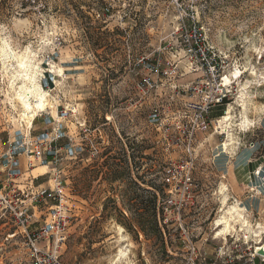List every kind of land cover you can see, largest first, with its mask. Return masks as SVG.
Masks as SVG:
<instances>
[{
	"label": "rangeland",
	"instance_id": "1",
	"mask_svg": "<svg viewBox=\"0 0 264 264\" xmlns=\"http://www.w3.org/2000/svg\"><path fill=\"white\" fill-rule=\"evenodd\" d=\"M193 28L202 52L187 50ZM20 56L46 93L32 118L13 82ZM155 60L166 74H148ZM190 62L225 75V96L194 128L189 104L205 99ZM55 177L69 216L63 264H208L224 238L244 264L264 244V0H0V264H30L10 213L24 202L37 228L31 193ZM158 187L162 238L136 219ZM220 217L234 229L218 235Z\"/></svg>",
	"mask_w": 264,
	"mask_h": 264
},
{
	"label": "built area",
	"instance_id": "2",
	"mask_svg": "<svg viewBox=\"0 0 264 264\" xmlns=\"http://www.w3.org/2000/svg\"><path fill=\"white\" fill-rule=\"evenodd\" d=\"M193 29L195 31V35H197V41L192 45L188 42L187 50L202 52L199 45L197 48V44L200 43L202 39L201 33L195 30V28ZM143 64L147 67L149 75H153L154 73L166 74V71L163 72L160 70L161 62L159 60H155V62L149 66H147L148 64L144 62ZM189 65H194L196 69L195 72L200 74L198 77L199 83L201 84H198L195 91L199 89L198 91L203 93L205 99L202 102L194 101L189 104V108L192 109L195 114H199L198 116L196 115L197 118L195 117L194 128L199 120V116L203 113L204 108L212 105L216 100H218V102L222 101L225 96L223 93L224 87L222 82L225 75L223 73L222 64H191L190 62ZM151 81L152 79L150 76L143 77L142 82H140V88L142 86L141 90L147 89L146 86H150ZM188 125L191 126L190 123ZM42 157L43 151L41 149V145L39 146L38 144L30 151L28 158L29 165L33 166L35 163L41 162ZM62 183V180L55 177L53 179V186H50L49 188L39 186L38 189L31 193L32 195L30 198L34 200V203H43V216H45V219L33 231H29V227L35 212L33 211L32 215L28 214L29 211L24 202H22L23 206L14 207L11 210V213L8 212L6 207H4L10 215H13L12 217L18 229L17 233H19L20 237L29 244L28 246L31 253L30 264H63L60 257L61 249L66 240L69 216L65 211L66 193ZM0 199H3L1 195ZM9 207L11 209L10 205ZM15 235L16 233L11 234L12 237ZM39 244H42V246ZM189 244L193 255L195 253V247L191 244V242ZM235 244L236 243L232 240L229 239V241H227V239L224 238L223 244L214 249V253L212 254L208 264H241L242 257L240 255H236L233 251ZM201 256V260L206 261L208 257L207 253L204 252ZM190 259L192 261V258ZM257 260L261 261L264 260V258L254 254L252 249V254L245 259L244 264H257Z\"/></svg>",
	"mask_w": 264,
	"mask_h": 264
},
{
	"label": "bare ground",
	"instance_id": "3",
	"mask_svg": "<svg viewBox=\"0 0 264 264\" xmlns=\"http://www.w3.org/2000/svg\"><path fill=\"white\" fill-rule=\"evenodd\" d=\"M2 53L6 58H9L10 55L12 57L14 56L13 53L10 55L7 53V51L5 50V46L2 47ZM25 58L26 57H24V56L23 57L22 56L17 57L18 64H17V62H16V64H17V68L19 69V71L16 72V75H13V82L15 81V79L21 80V85L18 87L19 90L16 93V97H17V100L20 103L21 107L23 108V111H22L23 116H26L27 118H30V117L32 118V116L34 115L36 110L41 111L45 107V105H46V99H45L46 93L41 91L39 85L37 84V78H36L37 75L36 74H37V69L39 67L37 68L36 66L30 64L29 62H28L29 63L28 64L27 63L28 60L25 61ZM223 120L224 121L229 120L228 113L224 116ZM228 137H230V136H228ZM235 210H236V208H235ZM237 211H238V209H237ZM233 212H234V210H233ZM228 213H229V211H228ZM236 215H238V214L236 213ZM229 219L226 220L225 217H222V218L220 217V220H217L215 225L218 226V228L221 227V229L218 231V235L226 234L229 230L234 229V226H231V223L228 221ZM233 219H234V216H233ZM237 222H241V220L237 221ZM245 223H246V221H245ZM241 224L243 226L244 223L241 222ZM257 246H260V245H257Z\"/></svg>",
	"mask_w": 264,
	"mask_h": 264
},
{
	"label": "trees",
	"instance_id": "4",
	"mask_svg": "<svg viewBox=\"0 0 264 264\" xmlns=\"http://www.w3.org/2000/svg\"><path fill=\"white\" fill-rule=\"evenodd\" d=\"M28 1V0H27ZM168 170V169H167ZM167 177L164 179V186H168L169 173H166ZM147 195H143L141 198V206L143 207L137 212V224L143 231H150V234L155 238H162V233L159 229L160 221H163V216L159 215L163 212V206L165 204L166 195L163 188L158 187V192H144ZM160 199V202L158 200ZM159 205V206H158ZM144 233V232H143ZM149 236V234H146Z\"/></svg>",
	"mask_w": 264,
	"mask_h": 264
},
{
	"label": "water",
	"instance_id": "5",
	"mask_svg": "<svg viewBox=\"0 0 264 264\" xmlns=\"http://www.w3.org/2000/svg\"><path fill=\"white\" fill-rule=\"evenodd\" d=\"M253 252L257 256L264 258V244H261L260 246H253Z\"/></svg>",
	"mask_w": 264,
	"mask_h": 264
}]
</instances>
